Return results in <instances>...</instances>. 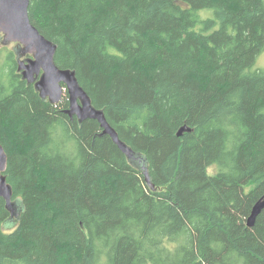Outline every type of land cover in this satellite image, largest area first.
<instances>
[{
    "label": "trees",
    "instance_id": "1",
    "mask_svg": "<svg viewBox=\"0 0 264 264\" xmlns=\"http://www.w3.org/2000/svg\"><path fill=\"white\" fill-rule=\"evenodd\" d=\"M29 15L135 155L0 49L22 210L10 228L0 198V264H264V210L247 225L264 196V0H30Z\"/></svg>",
    "mask_w": 264,
    "mask_h": 264
},
{
    "label": "water",
    "instance_id": "2",
    "mask_svg": "<svg viewBox=\"0 0 264 264\" xmlns=\"http://www.w3.org/2000/svg\"><path fill=\"white\" fill-rule=\"evenodd\" d=\"M30 0H0V41L7 46L16 44L18 52V71L24 80L34 84L40 96L52 105L61 102L65 91L69 96V108L65 114L83 123L94 120L103 130L102 136H110L119 150L131 161L134 152L120 138L108 123L103 110L93 106L92 101L81 87L76 72L61 69L56 64L57 46L44 37L35 27L29 15ZM19 45V46H18ZM191 130L183 127L178 135L183 136ZM8 155L0 143V198L6 202L11 213L12 228L22 214L19 201L13 200V189L8 183L6 171ZM264 210V196L253 207L248 227L256 225L257 218Z\"/></svg>",
    "mask_w": 264,
    "mask_h": 264
},
{
    "label": "rangeland",
    "instance_id": "3",
    "mask_svg": "<svg viewBox=\"0 0 264 264\" xmlns=\"http://www.w3.org/2000/svg\"><path fill=\"white\" fill-rule=\"evenodd\" d=\"M205 14H206L205 12H201L202 17H204ZM3 47L4 46H2V43L0 41V49H2ZM5 47H6V49L10 50V49H14L15 45L11 44V45H7ZM255 69L264 71V52L257 58L256 64H255ZM209 173L210 174L216 173V167L210 168L209 169Z\"/></svg>",
    "mask_w": 264,
    "mask_h": 264
},
{
    "label": "bare ground",
    "instance_id": "4",
    "mask_svg": "<svg viewBox=\"0 0 264 264\" xmlns=\"http://www.w3.org/2000/svg\"><path fill=\"white\" fill-rule=\"evenodd\" d=\"M252 210H253V209H252ZM250 216H251V215H250ZM249 218H250V217H249ZM249 218H248V219H249ZM248 219H247V221H248Z\"/></svg>",
    "mask_w": 264,
    "mask_h": 264
}]
</instances>
